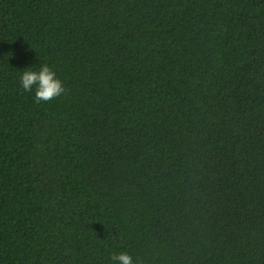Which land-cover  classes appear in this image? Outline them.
Here are the masks:
<instances>
[{"label": "trees", "instance_id": "trees-1", "mask_svg": "<svg viewBox=\"0 0 264 264\" xmlns=\"http://www.w3.org/2000/svg\"><path fill=\"white\" fill-rule=\"evenodd\" d=\"M123 251L264 264V0H0V264Z\"/></svg>", "mask_w": 264, "mask_h": 264}, {"label": "clouds", "instance_id": "clouds-1", "mask_svg": "<svg viewBox=\"0 0 264 264\" xmlns=\"http://www.w3.org/2000/svg\"><path fill=\"white\" fill-rule=\"evenodd\" d=\"M21 84L25 91H32L33 86H36L35 100L37 103L53 100L66 91L56 72L47 64H44L38 71L31 69L24 71ZM112 261L114 264H134L133 257L126 251L113 254Z\"/></svg>", "mask_w": 264, "mask_h": 264}]
</instances>
